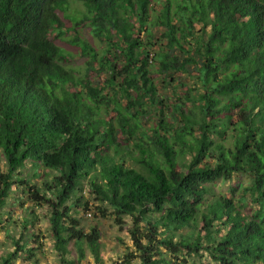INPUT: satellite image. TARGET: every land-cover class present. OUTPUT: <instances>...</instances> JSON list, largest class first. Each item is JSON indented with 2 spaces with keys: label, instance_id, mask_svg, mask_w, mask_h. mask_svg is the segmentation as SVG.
<instances>
[{
  "label": "trees",
  "instance_id": "16d2710c",
  "mask_svg": "<svg viewBox=\"0 0 264 264\" xmlns=\"http://www.w3.org/2000/svg\"><path fill=\"white\" fill-rule=\"evenodd\" d=\"M74 1L69 24L70 0H0V223L26 185L60 261L88 250L105 264L100 230L79 216L88 191L101 215L131 220L111 264H264V0ZM69 32L79 74L55 42ZM35 239L14 240L2 264Z\"/></svg>",
  "mask_w": 264,
  "mask_h": 264
},
{
  "label": "rangeland",
  "instance_id": "374dc122",
  "mask_svg": "<svg viewBox=\"0 0 264 264\" xmlns=\"http://www.w3.org/2000/svg\"><path fill=\"white\" fill-rule=\"evenodd\" d=\"M159 4L152 6L151 12L154 13L159 10ZM84 10L83 5L74 0H70V5L67 8L66 12H60V16L63 21L73 24V21L70 20L80 17L81 12ZM75 32H69L62 37H58L55 42L60 46L64 53L68 55V62L66 66L68 68L74 69L76 74L82 73L85 66V57L81 55L80 49L68 42V39L74 35ZM78 36L82 39H86L89 43L94 46L96 49L101 50L103 43L92 34L89 33L85 26L78 27L76 30ZM5 164L3 159L0 160V168H4ZM28 165L25 169L21 170L22 176H28L32 174L33 170ZM44 171H46L44 169ZM49 172V178L54 171L47 170ZM45 178V177H44ZM37 184L41 182V179L35 180ZM238 178L233 180L213 184V190L215 193H219L225 190L231 184H236ZM27 188L26 185H19L16 191H12L10 196L7 199L5 206L2 208V218L9 220V223L6 221H1L0 223V264H2L3 259L7 257L9 252L15 250L14 240L21 238L20 244L27 238L28 235L32 233L37 234L38 239L34 243L28 245V247H33V255H29L26 251H23L20 254H17L13 262L14 264H63L60 261L57 253L53 247V238L51 236L49 221H48V211L46 205H37L33 208L32 202L25 198L24 194H21L20 190ZM85 197L88 198V205L91 208V214H87V209H81L79 216L84 226L88 229L90 226H95L100 230L101 236V255L105 264H111L118 257H122L123 254L128 250L127 247L131 246V239L128 232V225L131 220L128 216L123 217V223H117L115 221V216L111 214V208H107V211L104 212V215H101L96 209V206L100 205V201L96 199L94 195L88 194V191H84ZM34 210L35 214H32L31 211ZM12 220L16 223H11ZM26 221V230L22 229V225ZM86 261L93 263V259L90 256L87 250L86 259L82 264H86ZM139 259H135V263ZM209 260L206 256L197 257L195 261H192V264H209Z\"/></svg>",
  "mask_w": 264,
  "mask_h": 264
},
{
  "label": "built area",
  "instance_id": "2783aa9c",
  "mask_svg": "<svg viewBox=\"0 0 264 264\" xmlns=\"http://www.w3.org/2000/svg\"><path fill=\"white\" fill-rule=\"evenodd\" d=\"M87 214L90 215L91 214L90 211H88Z\"/></svg>",
  "mask_w": 264,
  "mask_h": 264
}]
</instances>
